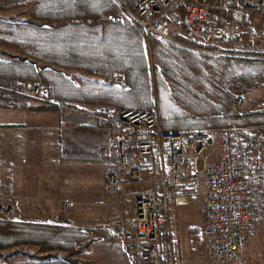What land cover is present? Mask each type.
Segmentation results:
<instances>
[{
  "label": "trees",
  "instance_id": "trees-1",
  "mask_svg": "<svg viewBox=\"0 0 264 264\" xmlns=\"http://www.w3.org/2000/svg\"><path fill=\"white\" fill-rule=\"evenodd\" d=\"M17 11L27 17H0V55L7 56L0 58V96H18L14 85L23 80L46 86L62 105L156 106L165 133L228 129L235 177L264 165V105L250 113L231 111L235 95L264 89V49H251L255 34L246 14L211 11L204 33L227 18L233 22L232 36L209 46L229 55L214 56L163 40L147 43L114 0H0L1 13ZM166 18L178 41L200 45L180 9ZM242 41L246 48L233 47ZM189 230L203 238L200 228ZM118 245L101 230L0 222V253L23 255L10 264H128Z\"/></svg>",
  "mask_w": 264,
  "mask_h": 264
},
{
  "label": "built area",
  "instance_id": "built-area-1",
  "mask_svg": "<svg viewBox=\"0 0 264 264\" xmlns=\"http://www.w3.org/2000/svg\"><path fill=\"white\" fill-rule=\"evenodd\" d=\"M114 1L142 28L147 43L163 40L214 56L229 55L209 46L232 36L230 18L204 33L202 25L214 9L234 17L246 14L251 23L258 20L264 39V0ZM171 9L182 11L190 33L202 38L200 45L187 46L175 38L166 18ZM15 91L107 126L104 156L111 169L104 173L103 192L116 204L82 207L76 228L103 231L121 244L131 264H178L177 219L169 218V202L184 205L201 194L200 225L209 264H250L245 249L264 226V165L235 177L228 129L165 133L156 106L138 111L62 105L46 86L23 80L16 82ZM245 105V95H235L231 111L243 114ZM145 183L146 189L123 191L124 184ZM66 206L70 204H63L54 217L55 225L66 226ZM14 220V209L0 199V222Z\"/></svg>",
  "mask_w": 264,
  "mask_h": 264
},
{
  "label": "crops",
  "instance_id": "crops-1",
  "mask_svg": "<svg viewBox=\"0 0 264 264\" xmlns=\"http://www.w3.org/2000/svg\"><path fill=\"white\" fill-rule=\"evenodd\" d=\"M106 136L105 124L60 106L0 96V199L17 221L33 223L54 224L67 201L100 207L107 200L103 176L111 169Z\"/></svg>",
  "mask_w": 264,
  "mask_h": 264
},
{
  "label": "rangeland",
  "instance_id": "rangeland-1",
  "mask_svg": "<svg viewBox=\"0 0 264 264\" xmlns=\"http://www.w3.org/2000/svg\"><path fill=\"white\" fill-rule=\"evenodd\" d=\"M0 17H4L6 19L7 18L8 19H25L27 17V13L25 11H17V12H10V13L0 12ZM249 26L251 30L253 31V33L255 34V36L252 38L251 49L263 50L264 43L262 42V40L264 39L260 37L259 24L256 23L255 21H253L252 23L249 21ZM172 31L175 33L176 29L172 27ZM233 47L235 49H244L247 47V44H246V41H242L239 44H235ZM1 50L2 49H0V51ZM0 58H7V56L5 57L4 55H0ZM14 91H15V85H14ZM16 94L20 97L26 98L24 96L19 95L18 93ZM245 97H246V105L244 109L242 110V113L254 112L264 105V89L262 88L253 89L251 92L245 95ZM29 100H32V99H29ZM38 103H41V102H38ZM42 104L51 105L49 103H42ZM130 187L131 188L124 187L123 191L131 192V190L146 189L148 188V185L147 183H145L144 185H141V186H134V187L130 186ZM104 196L107 198V200L104 198V201H106L105 203L107 204L115 203L116 199H110L105 194ZM202 197L203 196L199 194V196L195 198L187 199L184 205H178V206H175L172 202H169V218L177 219V225L175 228V232L177 235L176 260H178L177 261L178 264H209L207 248H206V241L204 239L205 231L204 229L201 228V225H200V210H201ZM65 203L70 204V207L66 206L65 211L67 212L69 219L71 220V223H72V224L67 223L68 225L66 224V226L77 227L78 225H80L79 222L81 218H79V216H80L81 208L84 207V205L77 204V202L75 201L63 202L59 207L61 212L63 211L62 205ZM62 221L66 222L65 218ZM193 227H198L202 230L203 238L199 239L196 233L190 232L189 229ZM87 231H90V230H87ZM164 234L165 233L163 230L162 236H164ZM21 250L24 252L30 253V254H36V248L23 247L21 248ZM245 250H246V255L249 256L250 264H264V226H259L257 236L247 244V247ZM8 255H9V252L7 251L0 253V264H10L12 259L23 257L22 254L14 255L11 257H8ZM60 255H65V254L62 253Z\"/></svg>",
  "mask_w": 264,
  "mask_h": 264
}]
</instances>
